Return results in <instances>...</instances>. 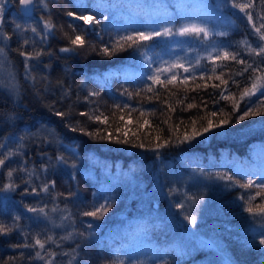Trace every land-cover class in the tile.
Here are the masks:
<instances>
[{
    "label": "trees",
    "instance_id": "1",
    "mask_svg": "<svg viewBox=\"0 0 264 264\" xmlns=\"http://www.w3.org/2000/svg\"><path fill=\"white\" fill-rule=\"evenodd\" d=\"M207 1L225 15L223 31H227L228 35L213 34L210 39L155 38L148 42V55L152 60L158 55L159 49L162 50L176 38L181 43L183 41L185 47L179 54L173 51L165 59L162 57L158 62H153L151 68L144 61L145 57L134 47L125 46L124 50L118 51L111 58L97 56L88 47L79 54L60 52L59 49L68 44L64 33L72 34L69 24L83 23L70 18H63L62 21L61 16L67 11H75L77 14L84 12L94 15L100 20L101 23L85 35L86 42L97 47L132 31L160 30L167 26L178 28L191 22L214 30V17L204 13H187L188 17L182 21L171 8L170 0H167V6L157 11L147 8L138 0H50L47 11L37 5L34 15L26 20L12 6L0 26V33H9L12 39L6 44L0 41V47L6 48V54L15 65V83L19 91H23L22 99L18 102L22 106L14 104L20 107L17 113L3 116L2 128L6 130V138L1 143L16 150L20 143L19 120L22 117L30 122L28 127L46 130L47 138L52 142L45 143V136L37 138L34 145L23 141L24 147L20 149L22 155L13 157L11 162H6L0 168V187L10 182L7 177L9 168H19L23 164L29 170H35L31 177H21L19 175L23 172L19 171L14 173L11 181L19 187L14 192L8 191L0 195V221L11 224L12 218L19 216V223L28 225V228L20 225L23 232L33 235L39 233L42 240L47 235H52L56 243H46L44 250L38 247L15 249L11 245L24 242L20 231L15 236H0V264H4L9 257L16 258L13 264H45L50 258L45 255V260H40L35 258L34 253L41 251L44 255L49 249L56 253L52 264H120L121 261L123 264H189V261L201 254L197 251L187 257L183 254L181 250L185 247L181 235L185 230L200 239L219 243L234 264H264V246L258 244L261 235H264V217L253 216L245 211L246 207L255 208L264 203V193L257 196L256 193L260 190L256 187L243 189L216 175L226 173L240 183H245L249 178L256 184L264 182V165L251 152L264 149V115L250 116L239 124L230 123L183 144H178L176 140V137L183 138L185 130L191 133L193 120L197 121L196 127L201 128L209 118L218 123L232 113V102L221 99V91L225 95L233 94L239 100L241 90L250 86L252 71L236 75L244 65L235 61H218L216 72L209 71L213 65L207 55L212 47L240 51L248 63L255 60L264 69V58L250 56L242 47H237L242 40H247L256 47L258 42L252 28H247L237 16L230 14L232 9L227 0ZM256 3L257 7L253 12L258 25L260 21L256 20L255 14L264 9L260 8L259 0ZM56 6L59 10L57 23L53 18ZM105 16L107 20L103 19ZM42 18L50 19L56 25L54 33L48 35L43 42L40 36L30 31L32 27H36L38 32L44 33ZM17 23L26 31H15L14 24ZM174 24L180 25L176 27ZM63 30L65 32L61 34ZM166 38L168 41H165ZM24 39L36 42L25 46V51L43 48L46 53L51 52L50 56L45 54L39 60L28 61L31 66L30 75L35 77V81L28 75L25 58L17 51ZM55 47H59L58 51H54ZM53 54L66 65L62 75H59L61 77L54 72ZM177 58L186 67L195 65L200 58L201 67L195 70L196 80H189L187 85H169L167 90L154 85V92L159 93V99L153 93L141 91L151 83L147 77L153 69L163 61L172 62ZM134 64L140 68H136L134 72L128 71L127 67ZM4 69L0 75L9 78L8 74L11 72ZM175 71L181 77L191 75L184 73L183 69ZM202 71L205 77L203 80L199 79ZM221 72L224 73L223 79L228 81L227 85L215 79ZM256 74L264 75V72ZM208 76H212V79H208ZM59 81L63 82L62 87L58 85ZM125 91L133 94L131 99ZM89 92H98L100 95L90 97ZM137 92L140 95H136ZM13 95L10 90L0 87V110L2 106H9L7 98ZM247 103V98L240 101V110L231 116L232 120L246 110ZM169 104L174 111L169 109ZM188 104L193 107L188 108ZM115 105L121 107L117 108ZM124 105L129 107L125 108ZM220 109H224V112L221 113ZM57 111L71 112V116L62 118L55 114ZM213 111L218 113L216 117L210 116ZM81 112L96 115L102 113L101 119L107 117V121L101 123L89 120L87 116L79 115ZM10 114L12 119H9ZM145 120L148 121L147 124L144 123ZM77 121L82 122L87 131H100L101 135H111L112 139H91L80 132L70 131L66 125ZM157 136L160 137L159 140L156 139ZM125 138L128 139V144L116 143L117 139ZM166 140L169 143L165 144ZM139 143H143L145 147L133 146ZM157 143L162 145L158 150L159 156L152 150ZM58 155H63L68 164L59 163L56 160ZM73 163L75 168L71 167ZM92 163L96 164L94 175L88 173V167ZM100 164L111 165L107 176L103 178L98 173ZM42 165L47 166L46 172L42 170ZM28 180L29 191L32 187L39 191L42 184L53 180L55 187H50L49 193L41 192L39 196L24 195L21 184ZM69 192L76 195L69 196ZM54 193L66 196L60 200L59 205L48 204L53 200ZM241 196L244 197L243 200L240 199ZM249 196L255 199L246 204ZM31 199L40 204H34ZM105 200L114 203L103 219L82 215L84 211L93 210L94 206ZM178 204L183 207H177ZM26 205L38 208L47 205L45 212L52 222L47 219L44 228L39 227L42 225L40 219L33 220L30 216H41L27 211ZM53 207L57 208L56 212H52ZM156 215L160 216L159 221ZM64 216L70 218L62 220ZM186 217H195V224H190ZM89 224L92 225L91 228L88 227ZM69 233H73L72 238L60 239ZM79 233H84L87 239ZM164 241L166 248L163 251L147 247L152 243L162 248ZM28 242L33 243L31 237ZM216 249L219 250L218 247ZM154 250L158 252L155 253L157 255H153ZM21 252L24 253L23 259L20 257ZM207 252L209 264H214L211 256L215 255L218 259L221 257L218 252ZM29 256L32 257L31 260L28 259Z\"/></svg>",
    "mask_w": 264,
    "mask_h": 264
},
{
    "label": "snow or ice",
    "instance_id": "2",
    "mask_svg": "<svg viewBox=\"0 0 264 264\" xmlns=\"http://www.w3.org/2000/svg\"><path fill=\"white\" fill-rule=\"evenodd\" d=\"M19 5L21 6V12L27 16L33 11V7L37 4L42 5L44 9L48 8V4L45 2V0H18ZM227 3L230 4L232 9L238 10L240 13L246 17L248 24L251 26L253 30V34L257 37L259 43L256 45V47H253L252 44L247 41V40H242L238 42L237 47H242L246 52L253 57H261L264 58V10L257 12L255 14L256 20H259L260 23L257 25V23L254 20V12L253 10L257 7L256 0H246V2H240V0H227ZM4 6H5V0H0V26H2V14L4 11ZM259 6L261 9H264V0H259ZM65 15L68 18H71L72 20L76 22H83V23H76V24H69V27L72 29V34L69 35L67 32L64 33V37L67 39L68 44L67 46L61 47L59 49L60 52L63 53H77L79 54L81 50L85 49V47L91 48L92 52L95 53L97 56L101 57H108L111 58L114 54H116L118 51L124 50L125 46L129 48H135L137 51L141 53L142 56L145 57V62L148 67L151 68L152 66V58L148 55V49H149V44L148 42L154 41L155 38L159 37H174V36H180V37H193L196 39H206L210 35H217V36H227L228 32L227 31H220V32H215L213 33L209 28L206 26H202L201 24L198 23H186L182 24L178 28H174L171 26L163 27L160 30H152V31H132L129 32L128 34L125 35H118L114 39H112L111 43H105L102 46L97 47L96 45H92L90 42H86L85 40V35L88 33L89 30H94L96 25H99L101 23L100 20L96 19L94 15H88L85 14L84 12H80L77 14L75 11H67ZM104 20H107L108 18L105 16L103 17ZM43 29L44 33L41 34L38 32L36 27H32L30 31L34 33L37 36H40L41 42L45 41L48 37V35L53 34L56 25L52 23L50 19H43ZM87 26V27H85ZM14 30L23 32L26 31L20 24H14ZM12 39V35L9 33H0V41L8 42ZM102 39V38H101ZM35 44L36 42L34 40L30 41L29 39H24L20 45V48L17 49L18 53L20 56L25 58V68L29 70L28 75L29 77L35 81V77H32L30 75V65L28 64V61L30 60H39L43 55H51V52H45L43 48L36 50L35 48L33 51H25L23 50L25 46H28L29 44ZM215 53V55H213ZM207 59L211 61L213 67L209 69L210 72L215 73L216 72V67H217V62H226V61H235L236 63H239L241 65H244V68L242 69L241 72H237L236 75H243L245 72H248L249 70L252 71V76L249 77L250 80V86L245 87L241 90L240 95H239V100L236 99V97L233 94H228L225 95L224 91H221L220 97L223 100H230L232 102V113L228 114V116L224 119L219 120L218 123L214 122L213 119H207L206 125H201V128L196 127L197 121L193 120L191 121L192 124V129L191 133L187 130L183 133V138L181 139L180 137H176L177 143L178 144H183L185 142H190L194 140L196 137L203 135L204 133H209L214 129L222 128L225 125H229L230 123H235L239 124L240 122L246 120L250 116H259V115H264V75H257V72H264V69L260 67L259 64L256 63L254 60L253 63H248L241 55L240 51H233L229 50L227 47H220V46H214L210 51H208ZM7 61V54H6V48L5 47H0V69H4V64L3 62ZM166 65V66H165ZM255 65V66H254ZM47 67V66H46ZM200 58H198L195 62V65L186 67L184 63L181 62L180 58H177L176 60L172 62L168 61H163L160 66L156 67L153 69L151 75L147 77L149 81H151L150 84L147 85L145 89H141V91H146L153 93L154 96L159 99V93L154 92V85H159L164 89H168L169 85H175L177 83L187 85L189 80H196L197 77L195 75V70L197 68H200ZM176 69H183L184 73H191V75H186L182 76L181 74L176 72ZM6 71V69H4ZM10 79L7 81V84L5 85H0V87H4L7 90H10L12 94L15 96H19V89L16 86L15 83V76L12 73L8 74ZM224 73L221 72L220 75L215 76V79L220 80L222 84L227 85L228 81L223 79ZM163 77V79H162ZM204 74L202 71L201 76L199 79L203 80ZM46 79V78H45ZM208 79H212V76H208ZM233 83H236L233 81ZM59 86H63V82L59 81L58 82ZM199 87V85H197ZM214 87H217V85H214ZM67 94V93H66ZM125 94L128 95V97L131 99L132 98V93H128L125 91ZM172 95H175V93H171ZM90 97L91 96H99L100 93L98 92H89L88 94ZM136 95H140V92H137ZM253 97H255V100H253ZM245 98L248 99V103L246 105V110L243 112H240L239 115L235 116V119L232 120L231 116L235 113H238L240 110V101L245 100ZM87 99V97L85 98ZM148 99H151L149 97ZM181 102V101H178ZM164 103H167V101H164ZM218 103V102H217ZM115 107L120 108V105H115ZM125 108L129 107L128 105H124ZM188 108H192V104L187 105ZM169 109L174 111L172 109L171 105L169 104ZM220 112L223 113L224 109H220ZM57 116H60L62 118H68L71 116V112H62V111H57L55 113ZM81 116H87L89 120H94L97 122L104 123L107 121V117H104L101 119L103 116L102 113L99 115L93 114V113H85L81 112L79 113ZM143 115V113H141ZM218 113L216 111H213L210 113L211 117H216ZM13 116L10 114L9 119H12ZM204 119V118H201ZM167 122V121H165ZM145 124L148 123L147 120L144 121ZM68 129L72 132H80L83 135L88 136L91 139H100V140H111L112 137L111 135H101L100 131H87V128L82 124V122L77 121L75 124L68 123L66 125ZM175 130V129H173ZM117 131H120V129H117ZM51 135V134H49ZM157 140L160 139L159 136L156 137ZM20 143L16 150H13L12 148L8 147L7 144L0 143V168H3L6 165V162H11L13 157H16L18 155H22L20 149L24 147L23 141L24 137L19 138ZM45 143H51L52 141L49 140L47 137L44 138ZM116 143H124L128 144L129 141L127 138L120 140L117 139ZM169 143V141H165V144ZM134 147H139V148H144L145 145L143 143L139 144H134ZM162 147L161 144L157 143L155 146V149H152L153 151H156L157 156H159V148ZM56 160L59 163L62 164H68V160L63 156V155H58L56 157ZM26 163V162H25ZM71 167L75 168L76 165L73 163L71 164ZM42 170L47 171V166L42 165ZM24 172L27 173L29 177L33 176L35 173V170H29L28 168L24 167L23 164L19 168H9L7 170V177L9 178L8 183H5L3 187H0V192H8V191H16V189L19 187L16 183L11 181V178L13 177L14 173L16 172ZM203 170L201 169V175H203ZM219 179H224L233 182L234 184H237L239 187L243 189H249L252 188L253 186L259 189L256 193L257 196L261 195L264 193V182L256 184L254 180L248 179L245 183H240L239 181L235 180L232 175L229 174H216ZM25 184L30 183V180L24 181ZM55 187V181H49L47 183H44L40 186L39 191L37 190L36 187H32L31 191L28 190V188L24 189L23 194L24 195H35L39 196L41 192L43 193H49V189ZM60 195H63L62 193ZM69 196H75L76 193L74 192H69ZM55 199V197H53ZM189 199H192V197H189ZM240 199H244L243 196L240 197ZM255 199L253 196H249L248 199L245 201L246 204H250L251 201ZM112 203L114 201L109 202L108 200H105L104 203H100L98 206H94L93 210L91 211H84L82 213L83 216L85 217H91L93 219H103V216L109 211V209L112 206ZM27 208V211L32 212V213H37L40 216H43L45 219H48L50 222L51 218L48 216V213L45 212V208L47 205L44 207H33V206H25ZM177 207H183L182 204H178ZM66 210V209H65ZM57 208L53 207L52 212H56ZM245 211H247L249 214L253 216H261L264 217V203L254 207H246ZM69 216H64L61 219L62 220H67L69 219ZM188 222L190 224H195V217L188 218ZM20 217L15 216L12 218V223L5 224L4 222L0 221V236H9L11 235L14 231H20V234L23 236L24 242L22 243H17L14 245H11L12 248L15 249H36L37 247L40 250L45 249V245L48 242L56 243V240L52 235H47L45 239L40 238V234H31L27 232H23L21 230V226L19 224ZM59 227V225H56ZM89 228L92 227L91 224L88 225ZM80 236L84 237L87 239L84 233H79ZM73 233H69L65 237H61L60 239H70L72 238ZM29 237H31V240L33 243H29ZM258 244L260 246H264V235H261ZM59 247V245L57 244ZM79 247V245H77ZM45 255L49 257L50 259L45 261V264H52V258L56 256V253L51 251L50 249L45 252L44 255L41 254V251H35L34 256L37 259L40 260H45ZM64 255H68V253H64ZM21 259L24 258V253H20ZM15 257H9L7 261L4 262V264H13V261L15 260ZM28 259H32L31 256L28 257ZM120 264H123L121 261Z\"/></svg>",
    "mask_w": 264,
    "mask_h": 264
},
{
    "label": "rangeland",
    "instance_id": "3",
    "mask_svg": "<svg viewBox=\"0 0 264 264\" xmlns=\"http://www.w3.org/2000/svg\"><path fill=\"white\" fill-rule=\"evenodd\" d=\"M132 1H136V0H132ZM138 1L141 4L145 5L147 8H151L153 11H157L161 7L167 6V4H168L167 0H138ZM170 1H171V3H170L171 8L174 9L175 14L182 21H183V19L185 20L188 17L189 14H187V13H190L192 15H195L197 13H201V14L204 13L206 16L214 17L213 18V21L215 23L214 30L210 28V30L212 32L213 31L220 32V31L224 30L223 29V20L226 21L225 15H223V13L220 12L219 10L215 9L214 6H211L212 4L210 5V3L207 0H170ZM222 1L224 2V0H222ZM8 5H9L8 0H5L4 9ZM230 14L237 16L239 21L242 24H244V26H247V28L251 29V26L248 24L246 17H244V15L242 13H240L238 10L232 9ZM180 24H174V25L177 27ZM174 37H180V36H174ZM180 39H181V37H180ZM180 39L176 38L175 40H172V42L170 44L166 45L162 50L159 49L158 55L152 61L158 62L159 60L162 59V57H163V59H165L167 57V54L170 52H173V51L175 53L179 54V52L182 51L185 47L183 41L181 43ZM206 39H210V36L207 37ZM165 41H168V38H166ZM136 68H140V66L134 64V65H130L129 67H127L128 71H130V72H134ZM263 155H264V149H261V148L257 149V152L255 153V157L261 159V163L264 165V157H262ZM94 165H96V164L92 163L88 167V173H90L92 175H94V173H95V171H94L95 166ZM99 166H100L99 171H98L99 176L101 178L107 176L106 175L108 173L107 170L103 169L104 164H100ZM3 194H4V192H0V195H3ZM3 197H6V195H4ZM156 217L158 218L157 219L158 221L161 219L159 215H156ZM30 218H32L33 220L40 219L41 221H42V219H44L43 216H41V218H39L38 216H36L34 214H31ZM39 227L44 228L43 225H39ZM181 239H182L181 240L182 244L185 247V248L182 247L181 251H183V254L186 257L189 254H191L192 252L194 253L196 251L199 254H201V255H197L196 259H192L191 261H189V264H209L208 263V257H207V255H208L207 251L208 250H211L213 254H217V252H218V255H221V257L219 259L215 255H214V257L211 256V260L214 261V264H234V262L231 260L230 256L225 251V249L223 248V250H222V246L217 242H214L210 239H200L199 237L192 235L191 232L188 230L184 231V233L181 235ZM147 247L154 248V249H157L159 251H163L166 248L165 247V241H164V246L162 248L158 247L157 245L152 244V243H150ZM217 247L219 248V250L216 249ZM155 253H158V252L156 250H154L153 255H157Z\"/></svg>",
    "mask_w": 264,
    "mask_h": 264
},
{
    "label": "bare ground",
    "instance_id": "4",
    "mask_svg": "<svg viewBox=\"0 0 264 264\" xmlns=\"http://www.w3.org/2000/svg\"><path fill=\"white\" fill-rule=\"evenodd\" d=\"M18 11H19V13L21 14V16L26 20V19H28V18H31L33 15H34V11L36 10V7H37V5H39V4H37V5H35L34 7H33V11L29 14V15H27V16H25L24 14H22L21 12H20V10H19V2H18V0H8ZM50 0H45V2L48 4V2H49ZM39 6H41V7H43L42 5H39ZM48 10V8L47 9H45V11H47ZM58 12H59V10H58V6H56V8H55V10H54V14H53V18L55 19V21H56V23L59 21V17H58ZM64 13V12H63ZM62 21H63V18L64 19H66V20H68V17L65 15V14H63L62 16ZM71 19V18H70ZM65 31L63 30V31H61V34L62 33H64ZM256 40H257V42L259 43V41H258V39H257V37H256ZM58 49H59V47H55V49H54V51H58ZM54 55V60H55V66H54V72L56 73V75H58V77H61V76H59V75H62V73L64 72V70L66 69V65L64 64V62L61 60H59L58 59V57L56 56V54H53ZM3 64H5L6 65V69H7V71L9 70V72H11V73H13V75H14V71H15V65H13V60H12V58H10V56H8L7 55V61H5V62H3ZM5 65H4V67H5ZM0 72H3L2 71V69H0ZM10 79V77L8 78V77H4V76H1L0 75V83L1 84H7V81ZM16 86H17V84H16ZM27 87L25 88V94L27 95ZM22 93H23V91H19V96L17 97V96H15V95H13V97H9V98H7V103L9 104V106H7V107H4V106H2L1 107V110H0V143L1 142H5V138H6V130H5V128H2V127H4L3 125H2V119H3V116L4 115H6V114H8V113H17V111H18V109L20 108V107H18V105H20V106H22L21 105V103H18L19 102V100H20V98L22 99ZM7 103H4L5 105L7 104ZM38 104H39V101L37 102ZM3 104V105H4ZM14 104H18V105H14ZM19 122H20V125H19V130H20V137H24V141H26L27 143H29V144H35L38 140H37V138H40V137H43V136H45V137H47V133H46V130H42V131H39L38 129L39 128H30V127H28V125H29V121H27V119H25V118H21L20 120H19ZM41 124V126L43 125V123H40ZM86 141V140H85ZM252 152V154L253 155H255V153L257 152V149H255V150H252L251 151ZM262 157H264V155L262 156ZM103 169H105V170H109V169H111V165H108V164H104V166H103ZM19 176H21V177H26V176H28L27 175V173H21ZM22 186V188H28L29 187V185L30 184H25V183H22L21 184ZM78 185L80 186V184L78 183ZM75 186V185H74ZM75 187H77V186H75ZM61 193H54L53 195H52V199H53V197H55V199H53L51 202H49L48 204L49 205H52V204H54V205H59L60 203H61V201L60 200H63L66 196L63 194V195H60ZM33 197V196H32ZM11 198H12V194H11ZM32 200V202L34 203V204H40L39 202H37V201H35V200H33V199H31ZM0 206H2L1 204H0ZM48 220L47 219H42V221H41V224L42 225H45L46 224V222H47ZM23 228H24V226H26V228H28V225H25V224H23V223H19ZM10 225V224H9ZM16 233H17V231H14L12 234H11V236H15L16 235ZM150 241V240H149ZM2 260V257H0V261Z\"/></svg>",
    "mask_w": 264,
    "mask_h": 264
},
{
    "label": "flooded vegetation",
    "instance_id": "5",
    "mask_svg": "<svg viewBox=\"0 0 264 264\" xmlns=\"http://www.w3.org/2000/svg\"><path fill=\"white\" fill-rule=\"evenodd\" d=\"M9 2V1H8ZM12 4L9 2V5L7 6V7H5V9H4V11H3V14H2V21H3V19H4V17H5V15H6V13H8V11L10 10V9H12Z\"/></svg>",
    "mask_w": 264,
    "mask_h": 264
},
{
    "label": "water",
    "instance_id": "6",
    "mask_svg": "<svg viewBox=\"0 0 264 264\" xmlns=\"http://www.w3.org/2000/svg\"><path fill=\"white\" fill-rule=\"evenodd\" d=\"M21 9V6L19 5V10ZM20 12H21V10H20ZM22 13V12H21ZM23 14V13H22Z\"/></svg>",
    "mask_w": 264,
    "mask_h": 264
}]
</instances>
